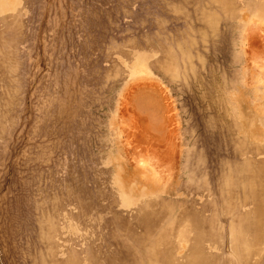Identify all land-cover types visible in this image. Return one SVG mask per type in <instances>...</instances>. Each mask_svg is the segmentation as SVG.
<instances>
[{
	"label": "rangeland",
	"instance_id": "374dc122",
	"mask_svg": "<svg viewBox=\"0 0 264 264\" xmlns=\"http://www.w3.org/2000/svg\"><path fill=\"white\" fill-rule=\"evenodd\" d=\"M0 264H264V0H0Z\"/></svg>",
	"mask_w": 264,
	"mask_h": 264
}]
</instances>
